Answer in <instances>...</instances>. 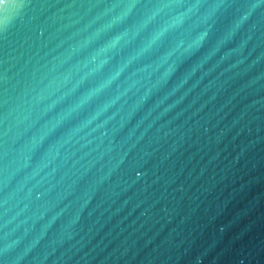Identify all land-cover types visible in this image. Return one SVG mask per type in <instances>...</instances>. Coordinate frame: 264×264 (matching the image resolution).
Here are the masks:
<instances>
[{"label":"water","instance_id":"obj_1","mask_svg":"<svg viewBox=\"0 0 264 264\" xmlns=\"http://www.w3.org/2000/svg\"><path fill=\"white\" fill-rule=\"evenodd\" d=\"M0 264H264V0H0Z\"/></svg>","mask_w":264,"mask_h":264}]
</instances>
